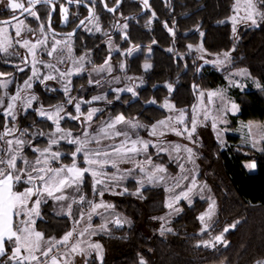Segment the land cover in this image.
<instances>
[{
    "label": "trees",
    "instance_id": "16d2710c",
    "mask_svg": "<svg viewBox=\"0 0 264 264\" xmlns=\"http://www.w3.org/2000/svg\"><path fill=\"white\" fill-rule=\"evenodd\" d=\"M80 1L90 3L89 0ZM233 3L234 0H172L167 8L161 1L151 0L150 9L142 13L135 1L123 0L118 10L110 14L103 11L97 0L95 13L101 29H106L113 37V44L126 51L123 74L137 76L143 83L134 98L123 95L124 103H114L110 111L151 124L165 112L147 102L166 99L175 107L184 108L189 115L196 98V87L205 90L226 87L225 75L242 69L247 73L248 89L226 87L229 97L238 105L237 113L229 116V124L235 126L238 121H263L264 21L253 27L240 26L234 33L229 22H222L231 14ZM55 5L52 27L60 32L72 30L86 14L81 7L69 6L76 8V17L71 19L68 13L66 22L61 24L57 3ZM35 10L40 17L39 22L48 32L46 19L49 8L38 6ZM259 10L264 11V4H259ZM13 14L0 11V19ZM116 16L126 19L124 37L114 30ZM82 28L72 37L76 46L93 50L96 59L103 58L108 49L102 42L103 37L98 39L83 33ZM198 46L211 54L228 53V66L218 71L209 65L203 67L198 75L199 62L195 50ZM147 48H151V52L156 51L157 55H146ZM18 60L17 57L0 55V72L13 74L15 67L12 64ZM146 64L149 67L145 68ZM83 79L84 75L73 79V90L83 87L78 83ZM168 86L172 89L169 90ZM85 88L89 90L91 87ZM36 93L46 106L63 101L60 93L48 94L42 90ZM69 123L73 126V122ZM10 125L11 120L0 113V133ZM34 127L46 128L49 125L44 119H37L33 111L19 115L18 128ZM41 142L34 141L36 144ZM195 152L200 170L205 172L201 178L209 185L216 203L217 220L214 225L202 230L198 217L209 202L196 199L191 204L180 202V211L170 221L168 229H161L154 218L166 211L165 193L161 188L147 187L142 189L140 197L122 195L111 199L114 209L128 218L131 225H112L111 235L96 236L95 240L102 244L105 253L102 259L87 258L85 264H140L141 260L145 264H254L264 260V142L256 150L207 141ZM243 162L255 163L254 172H248ZM40 209L42 218L36 221L35 228L44 237L58 238L70 228L67 217L53 215L48 203ZM226 228L228 231H224ZM218 235L223 236V242L215 240ZM7 255L6 252L0 264Z\"/></svg>",
    "mask_w": 264,
    "mask_h": 264
},
{
    "label": "rangeland",
    "instance_id": "374dc122",
    "mask_svg": "<svg viewBox=\"0 0 264 264\" xmlns=\"http://www.w3.org/2000/svg\"><path fill=\"white\" fill-rule=\"evenodd\" d=\"M138 1L144 3V0ZM53 2L55 1L53 0ZM61 5L68 9L66 15L70 13L71 19L76 17V8H68L69 5L65 3ZM61 5H59L58 11L61 24H64L67 19H64V14L60 11ZM235 6L236 0H234L229 17L222 20V22H229L232 30L234 26L235 29L238 30L240 26L253 27L261 22L259 16L256 17L258 21L256 25H252L250 21L242 19L245 16V12L243 10L234 12L233 9ZM34 11L36 10L34 9ZM8 12L13 13L12 10H9ZM233 16L237 17L235 25L231 19ZM19 19L24 21L21 37H16L15 28L9 27V34L13 38L12 45L9 48L8 53L0 52L1 56L13 59L17 57L19 59L18 62L12 64L15 67L13 74L5 75L0 72V85L7 83V88L0 87V101L4 102L3 105L0 106V113L2 115H4L7 104L12 102L11 96L16 95L18 91L20 93V99L15 101L13 109L15 119L13 120L11 116L6 117L4 115L5 118L11 120V125L6 128L14 129V131L6 136L4 140H0V156L7 160L10 155L17 154L18 152V168L24 171L30 170L38 157V153L34 152L32 149L38 148L42 150L48 147L49 134L54 132L56 127L51 120H48L46 117H41L38 114L39 110L43 107L45 111L52 112L57 105H63L66 110L61 113V116L64 118L60 120V126L65 131H71L73 137L83 138V132L87 130L90 134L89 139L94 135H99L102 138L101 144H96L95 141L89 143L87 145L89 150L103 148L104 150L111 151L113 147L119 146L126 137L115 135L104 137L102 133H99V129L114 121L117 116L122 115L121 113H112L110 111L113 104L120 101L123 102L121 99L123 95H128L130 99L134 98L137 89L142 86L143 83L137 76L123 74L125 69L123 56L126 51L121 50L118 44H113V37L109 35L106 29H101L97 14L95 13L83 25L82 31L88 35L97 36L99 37L98 39H100V36L103 37L102 42L107 45L108 49L104 54V57L101 59H96L93 50L86 49L83 46L77 47L72 37H58L50 34L44 29V25L33 16L27 15ZM115 19L122 22V18L119 16H116ZM11 23L12 25H15L17 21L15 20ZM40 25H43V31H41ZM0 26L4 25L0 24ZM28 29H31L32 31H29ZM124 29V23L116 28V31H119L121 37H124ZM25 39L29 41L30 45H36V48L34 49L35 57H33L27 47H21V44ZM17 41H19V43H17ZM41 41L42 43H40ZM56 41H59L60 43H56ZM53 45H55L56 51L49 56L48 52L52 50ZM128 47L130 48L131 46L129 45ZM149 49L151 48L145 50L146 55H149L150 53H152V56L157 55L156 51L153 50L151 52ZM195 50L197 52L199 63L207 61L218 71L229 64V56H225V53H207L200 46L196 47ZM81 57L84 59H81ZM34 60L36 70L35 75H33ZM218 60L223 61V63H216ZM47 65H51L52 67H48ZM20 69H23V71H20ZM62 72L69 73V75L61 76L60 73ZM48 75L54 76L55 79H44V77ZM83 75L85 79L78 82L83 84V87L80 86L78 89L73 90V79L76 77H82ZM246 77L247 73L245 70H232L225 75L226 87L246 90L248 89L247 81L245 80ZM26 80L31 84L30 88L25 87L24 82ZM69 81L70 83H68ZM65 86L70 89L67 95L64 91ZM86 86H90L92 89L90 88L87 90V88H85ZM226 87H216L210 90L196 87L195 102L189 115L184 108H177L173 103L166 99L158 101L150 99L147 102L158 106L165 112L163 117L151 124H144V122H140L134 117H125L122 115L124 117V122L117 124L115 129H110L109 133L112 134L115 130L127 132L129 134L127 137V139H129V147L131 146L130 141L132 139H142L149 142V148L147 149V152L141 151L139 154H130V158L126 162H120L118 164L119 171H117L116 168L111 167L110 164L104 167L103 171L108 175L107 177H101V179L105 180L106 186H96L97 190L104 191L103 197L93 193V178L88 173H85L83 182L77 186L79 188L78 191L77 187L67 188L65 190V195L68 197L66 200H56L46 195L43 197L34 196L32 198L33 201L38 198L41 200L39 205V215L33 214L32 216V219L35 220V224L38 219L42 218L40 207L47 203L49 204L53 215L56 217H67L70 223V228L63 233L62 236L58 238L54 236L44 237V241L42 242V247L44 249L49 247L47 241L62 240L67 232H73L69 245L54 244L49 256H57L59 264H66V262L67 264H85L87 258L91 256L101 259V256L103 257L105 253V248L100 242L95 240V237L111 235L110 229L112 225L125 227L131 225L128 218L124 217L114 209L111 199L122 195L140 197L142 189L147 187L161 188L165 193L164 205L166 211L162 215L154 218V221L161 229H168L170 221L178 213L175 211V208L180 209V202L191 204L196 199L207 200L209 202V205L202 214L212 207L210 218L206 217L203 223L200 221L203 231L210 229L217 220L216 203L211 195L209 185L203 178H201V175H204L205 172L200 170L197 160L198 156L195 151L199 149L202 143L207 141H215L221 146L236 143L239 146L249 147L256 150L260 149V144L264 142V140L261 139V134L264 133V120L247 122L238 121L235 126L229 124V116L236 114L238 110L235 112L232 111L231 105L235 102L229 97ZM168 89L171 90L172 88L168 86ZM37 90H42L48 94L60 93L63 101L62 103L46 106L39 101L36 93ZM209 92L222 93V96L217 95L209 100ZM108 93H111V95L108 96ZM31 96H35L36 99L32 102L31 106H28L26 101ZM69 96L73 98L72 104L67 102ZM96 96L103 98L100 100H93L92 98ZM81 100L91 101V103L81 104V112L84 115L81 116L80 120L69 118L67 113L76 115L74 105ZM91 108H96L97 112L89 122L86 119V116L88 110ZM181 110L184 112L185 124L189 128H191V120L193 116L196 118L197 129L193 134L192 140L187 139L186 133L184 136H177L170 128L162 129L164 131L163 136L159 135V132L161 131L160 128L157 129V136L150 135L153 125H156L160 120L167 121L169 117H171V120L169 121L171 125L183 129L185 125L177 122V117L180 116ZM27 111H33L36 114V118L44 119L49 127H34L32 129L18 128L19 115L24 114ZM69 122H73V126L70 125ZM213 123H215V128H213ZM132 124H136L137 127L133 129L131 127ZM6 128L0 134L4 133ZM41 132L44 133V135H39ZM59 135L60 134L58 133L56 137L57 139ZM8 139L13 140L14 142L17 139L23 140L24 144L17 146L14 143L12 145L13 152L6 153L4 152V149H7L9 146L5 143V140ZM36 140H42V142L36 144L34 143ZM254 143L255 146H253ZM153 145L156 146L153 147ZM176 145L180 146L179 152L175 151ZM77 146L78 145L76 144L68 143V138L58 139L57 144L52 146V151L59 152L60 155L55 160L50 159L49 163L51 167L55 168L64 165H71L73 162L72 154ZM66 147H70V149H67ZM160 147L167 149V151H160ZM185 148L192 149L194 155L191 160H189L188 153L184 150ZM30 152L32 153L31 155H29ZM83 155V152L78 154L76 161L78 166L81 167L86 166L83 164ZM149 156L152 159V164H147L145 162L146 158ZM24 159L29 161L27 167L23 163ZM100 159L105 158L100 157ZM64 160H67V162H64ZM180 165H183V170H181ZM156 166L164 167L166 171L162 173L156 172ZM0 167H5V165H0ZM141 169H143V171ZM33 175H36V173H33ZM149 176H152V179H149ZM193 180H195L196 186L189 194V198H182L179 202H174L176 196L187 191L188 188L193 187ZM29 186L30 185L28 184L17 185L20 190ZM125 189H127V191H125ZM135 193H139V195H136ZM80 196L85 197L83 203L79 200ZM189 200H191V203H189ZM89 201H92L93 203H100L103 201L106 204L112 205V207L100 208L95 213H92L91 218H89V212L91 210ZM169 202H173V208L167 207ZM69 205H71L70 211L68 207ZM34 206V204L29 205V207ZM20 219H26V217L16 218L17 224H19ZM35 224L32 225L33 229L39 231L35 228ZM101 225H105V227L102 228ZM81 233H83V235H81ZM76 243H79L80 249L82 250L79 253H73L70 251L71 245ZM8 244V256L3 261V264H16V261L9 259L13 243L8 242ZM90 244H99L102 252L98 254L97 250L89 247ZM22 255H27V253L22 252ZM36 255L40 256L42 261L49 259V257H43L40 253H36ZM33 264H35V262H33Z\"/></svg>",
    "mask_w": 264,
    "mask_h": 264
},
{
    "label": "snow or ice",
    "instance_id": "6c2138e0",
    "mask_svg": "<svg viewBox=\"0 0 264 264\" xmlns=\"http://www.w3.org/2000/svg\"><path fill=\"white\" fill-rule=\"evenodd\" d=\"M5 0H0V3H4ZM69 3L72 0H68ZM79 3V0H77ZM148 0H144L145 6H147ZM51 5L53 4V0H26V4L23 2H19V0H7L6 7L13 11L12 20H16L17 23L12 25L11 20H5L2 22L0 26V52L8 53L9 48L12 45L13 38L10 36L8 28L14 27L15 28V36L21 37L22 28L24 26V21L20 20L17 15H15L17 10H20V13H27L30 16L35 17L37 20L40 17L37 15V12L33 9L36 5ZM258 4H264V0H236V6L234 7V12H239L243 10L245 12V16L242 19L250 21L252 25H256L258 23L256 17L259 16L261 21H264V11L259 10ZM54 10V9H53ZM109 11H114L113 9H108ZM61 13L64 14V19H67V12L68 9L61 5L60 7ZM154 15V14H153ZM233 24L237 22V17L233 16L232 18ZM127 27V25H125ZM41 31H43V25H40ZM32 31L31 29H28ZM99 30V29H97ZM171 31V30H170ZM236 29L235 26L233 27V32L235 33ZM19 43V41H17ZM42 43V41L40 42ZM56 43H60L56 41ZM21 47H27L33 57H35L36 48L35 44L29 43L28 40H23ZM191 48V45H189ZM56 51L55 45H53L52 50L48 52V55L51 56L53 52ZM228 53H225L227 56ZM81 59H84L81 57ZM207 63V61H206ZM216 63H223V61H216ZM48 67H52L51 65H47ZM149 67V65H145V68ZM102 70V69H101ZM23 71V69H20ZM36 74L35 70V60L33 61V75ZM243 74V73H240ZM61 76L69 75V73H60ZM46 80L55 79L54 76L48 75L44 77ZM25 87L30 88L31 84L28 80L25 82ZM70 83V81L68 82ZM91 83V81H90ZM98 83V82H97ZM239 86V85H237ZM0 87L7 88V83L0 85ZM260 87V85H257ZM130 90V89H129ZM65 94L67 95L70 89L65 86ZM203 95V94H202ZM221 95L222 93L218 92H209L208 97L211 100L212 97ZM103 97H93V100H100ZM20 99L19 91L16 95L11 96L10 103L7 104L4 115L11 116V118L15 119L14 114V106L15 101ZM36 99L35 96H31L27 99L26 103L28 106H31L32 102ZM69 104H72L73 98L69 96L68 101ZM3 101H0V106L3 105ZM82 103H91V101H79L75 103V112L76 115H72L71 113H67L68 117L73 120H80L81 116L84 115L81 112V104ZM232 111L238 110V105L233 103L231 105ZM65 108L63 105L55 106V110L52 112H47L43 109V107L39 110V115L41 117H46L48 120H51L53 124H55V131L49 134V146L44 149L33 148L34 152L38 153V157L34 162V165L30 168V170L24 171L19 169L17 166V154H12L9 156L7 160H5L2 156H0V165H5V167H0V256H4L6 254L5 244L7 242H12L13 247L11 250V256L9 257L10 260L16 261V264H59V259L57 256H49L52 252L54 244H64L65 246L69 245V242L73 236V232H67L62 240L57 241H47L49 247L44 249L42 247V242L44 241V234L35 231L32 225L35 224V220L32 219L33 214L39 215V205L41 200L38 198L33 201V197H43L48 196L52 197L56 200H66L68 197L65 195V190L67 188H73L79 186L84 179L85 173H88L93 178L92 190L94 194H98L99 196L103 197L104 191L97 190V185H105V180L101 179V177H107V173L103 171L106 165H111V167L116 168L119 171L118 164L120 162H126L130 158V154H139L141 151L147 152L149 148V142L144 141L142 139H132L130 141L131 146L129 147V139L128 133L123 132L120 130H115L114 133L110 134V129H115L116 125L119 123L124 122V117L117 116L114 121L111 123L106 124L104 127L99 129V133H102L104 137H110V135L115 136H124L126 139L117 147H113L111 151L104 150L103 148H98L95 150H89L87 145L92 141H95L96 144H101L102 138L99 135H94L89 139V132L85 130L83 132V138L73 137L71 131H65L60 126V120L64 117L61 116L62 112H65ZM97 112L96 108H91L87 112L86 119L90 122ZM171 117L168 120H160L157 122L156 125L152 126V130L150 135L157 136L158 132L157 129L160 128L161 131L159 132L160 136L164 135V131L162 129L170 128L177 136H184L187 134V139L192 140L193 134L196 132L197 129V121L195 116H193L191 120V128H189L185 124L184 120V112L181 110L180 116L177 117V122L179 124L185 125L183 129H179L169 123ZM131 127L134 129L137 127L136 124H132ZM251 127V126H250ZM213 128H215V123H213ZM14 129H7L4 133L0 134V140H4V138L10 135ZM60 134L58 139H65L68 138V143L78 145L75 151L72 154V164L71 165H64L61 167H51L49 161L55 160L59 157V152L52 151V146L56 145L58 142L57 134ZM39 135H44V133H39ZM261 139L264 140V133L261 134ZM5 143L9 146L7 149H4L6 153H12L13 147L12 145L20 146L24 144L23 140H15V142L11 139L5 140ZM156 145H153L155 147ZM255 146V143L253 144ZM160 151H167V149L160 147ZM188 153L189 160L193 157V151L191 148L184 149ZM175 151H180V146H175ZM83 152V164L86 165L85 167L78 166L77 164V156ZM100 157H104L105 159H100ZM115 157V158H113ZM145 162L147 164H152L151 157H147ZM24 165L27 167L29 165V161L24 159ZM43 165V166H41ZM181 170H183V165H180ZM248 168L254 169L256 167L255 163H251L247 165ZM143 171V169H141ZM156 172H165L166 169L161 166H156ZM36 173V175H33ZM154 175V173H153ZM26 177V178H24ZM186 178V177H185ZM149 179H152V176H149ZM20 184H28L29 187L23 188L20 190L17 185ZM193 187L187 189V191L182 192L180 195L174 198V202H179V200L188 199L189 194L193 191V188L196 186L195 180L192 181ZM79 188L77 187V191ZM127 191V189H125ZM139 195V193H135ZM79 200L81 203L84 202L85 197L80 196ZM191 203V200H189ZM30 204H34V207H29ZM91 205V210L89 212V218H91L92 213H95L100 208H111L112 205L106 204L103 201L100 203H93L89 201ZM69 211L71 210V205L68 206ZM167 207L173 208V202H169ZM175 211L179 212V208H175ZM212 214V207L209 208L207 212L202 214L198 219L203 223L206 217L211 216ZM18 217H26V219H20L19 224L16 223V218ZM102 228L105 225H101ZM235 227V224L232 225ZM224 231H228L226 228ZM83 235V233H81ZM215 240L218 242H223V236L218 235L215 237ZM205 247L208 246L207 243L204 245ZM90 248L97 250V253H101L102 249L99 244H90ZM70 251L73 253H79L82 250L80 249L79 243L72 244L70 247ZM22 252L27 253V255H22ZM36 253H40L43 257H49V259L41 260L40 256H37ZM67 254V253H66ZM65 254V255H66ZM102 259V256H101ZM67 264V262H66ZM140 264H145L143 260L140 261ZM257 264H264V261H258Z\"/></svg>",
    "mask_w": 264,
    "mask_h": 264
},
{
    "label": "water",
    "instance_id": "95a60500",
    "mask_svg": "<svg viewBox=\"0 0 264 264\" xmlns=\"http://www.w3.org/2000/svg\"><path fill=\"white\" fill-rule=\"evenodd\" d=\"M99 1L101 3L103 11H105L107 13H110V14H113L119 8V6H120V4L122 2V0H116V3L112 7H107L106 3H105V0H99ZM62 2L67 4V5H69V6L81 7L83 9H85V11H86V14L81 19H79L77 21V23L75 24L73 29L70 30V31H61L60 32V31H57V30L53 29V27H52V19H53V16L55 14V11H56V6H55L54 2L51 5H43V4H41V5H36V7H38V6H47L49 8V13H48V16H47V19H46V28H47V30H48V32L50 34L58 36V37H73L78 32V30H80L83 27V25L93 16V8L87 2L80 1V0H79V3H77V0H72L71 3H69L68 0H62ZM108 9H113L114 11H109ZM15 15H17L19 18H23V17L27 16L28 14L26 12L21 14L20 11H19ZM12 16L7 17V18H1L0 19V24H2V22L5 21V20H11V22L15 21V20H12ZM198 27L196 29H198ZM209 65H211V64L209 62L206 63V61H203V62L199 63L198 66H197V74L199 75L201 69L203 67H206V66H209ZM191 87L193 88V85H191Z\"/></svg>",
    "mask_w": 264,
    "mask_h": 264
},
{
    "label": "flooded vegetation",
    "instance_id": "af4514ba",
    "mask_svg": "<svg viewBox=\"0 0 264 264\" xmlns=\"http://www.w3.org/2000/svg\"><path fill=\"white\" fill-rule=\"evenodd\" d=\"M55 2H54V4L55 3H57V7H59V5H61V4H64L63 2H59V0H54ZM99 1V0H98ZM132 1H135L136 3H137V5L140 7V9H141V12L143 13V12H145L146 10H149L150 9V1L151 0H148V3H147V6H145V4L143 3V2H140V1H138V0H132ZM158 1H161V3L164 5V6H166L167 8H169L170 6H171V2H172V0H158ZM89 2L90 3H88V4H90L91 6H92V8H93V15L95 14V9H96V3H97V0H89ZM122 2H123V0H122ZM122 2H121V4H122ZM99 3H100V1H99ZM105 3H106V6L107 7H112L115 3H116V0H105ZM120 4V5H121ZM100 5H101V3H100ZM56 6V5H55ZM102 7V6H101ZM120 7V6H119ZM166 8V9H167ZM103 9V8H102ZM118 10V9H117ZM116 10V11H117ZM115 11V12H116ZM105 12V11H104ZM114 12V13H115ZM113 13V14H114ZM54 17V16H53ZM74 19V18H73ZM54 22H55V20L54 19H52V23L54 24ZM122 23H126V19H124V18H122V22L120 21V20H116V25H115V28H114V30L116 31V28L118 27V26H120Z\"/></svg>",
    "mask_w": 264,
    "mask_h": 264
},
{
    "label": "crops",
    "instance_id": "0c3cea01",
    "mask_svg": "<svg viewBox=\"0 0 264 264\" xmlns=\"http://www.w3.org/2000/svg\"><path fill=\"white\" fill-rule=\"evenodd\" d=\"M235 144H236V143H235ZM251 163H253V162H243V166H244V168H245L248 172H251V173H252V172H254L255 168H254V169H250V168L247 167V164H251ZM8 245H9V244H8V242L6 241L5 248H6V252H7V253H8V250H9V249H7V248L9 247ZM5 255H6V254H5ZM5 255H4V256H5ZM4 256H0V262L2 261V259H3ZM7 256H8V255H7ZM6 258H7V257H6ZM6 258H5V259H6ZM5 259H4V260H5Z\"/></svg>",
    "mask_w": 264,
    "mask_h": 264
},
{
    "label": "built area",
    "instance_id": "2783aa9c",
    "mask_svg": "<svg viewBox=\"0 0 264 264\" xmlns=\"http://www.w3.org/2000/svg\"><path fill=\"white\" fill-rule=\"evenodd\" d=\"M6 2H7V0H5L4 3H0V11H3V10L4 11H9V10H11V9H9V8L6 7ZM19 2H23V3L26 4V0H19ZM17 11H19V10H17ZM254 264H257V262H255Z\"/></svg>",
    "mask_w": 264,
    "mask_h": 264
}]
</instances>
